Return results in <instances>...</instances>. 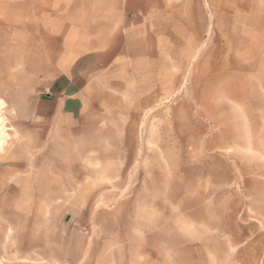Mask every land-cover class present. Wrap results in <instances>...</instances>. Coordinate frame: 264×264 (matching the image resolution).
Returning <instances> with one entry per match:
<instances>
[{"label": "rangeland", "instance_id": "374dc122", "mask_svg": "<svg viewBox=\"0 0 264 264\" xmlns=\"http://www.w3.org/2000/svg\"><path fill=\"white\" fill-rule=\"evenodd\" d=\"M188 14L178 42L148 44L146 100L62 113L38 104L27 45L0 29V264H216L225 237L208 231L233 227L239 244V101L262 95L239 77L230 18L213 11L204 29L196 11L184 28Z\"/></svg>", "mask_w": 264, "mask_h": 264}, {"label": "crops", "instance_id": "0c3cea01", "mask_svg": "<svg viewBox=\"0 0 264 264\" xmlns=\"http://www.w3.org/2000/svg\"><path fill=\"white\" fill-rule=\"evenodd\" d=\"M9 4L11 13L2 11L0 16L2 34L11 38L6 42L27 45L28 66L36 78L30 91L41 107L53 103L60 113L74 104L81 109L131 107L133 101L146 100L148 44L178 42L183 32L176 25L179 13H189L184 28L192 29L197 25L196 11H202L199 26L204 29L214 26L213 11L230 18L239 28V77L251 78L253 91L262 100L251 105L239 101V212L230 219L236 226L239 222V244L231 241L237 235L233 227L207 234L225 237L216 264H264V0L234 4L219 0L215 5L204 0L198 6L193 0H10ZM78 76L84 80L77 86ZM123 92L128 97L125 105ZM108 96L115 103H107ZM247 107L253 109L252 122L245 114ZM64 118L38 117L53 123ZM129 186L125 180L122 187ZM205 250L213 253L214 247ZM250 252L255 254L251 261L245 257ZM79 257L83 259V250Z\"/></svg>", "mask_w": 264, "mask_h": 264}, {"label": "bare ground", "instance_id": "6f19581e", "mask_svg": "<svg viewBox=\"0 0 264 264\" xmlns=\"http://www.w3.org/2000/svg\"><path fill=\"white\" fill-rule=\"evenodd\" d=\"M3 105V102L0 100V107Z\"/></svg>", "mask_w": 264, "mask_h": 264}]
</instances>
